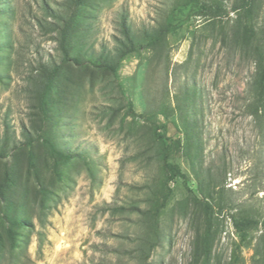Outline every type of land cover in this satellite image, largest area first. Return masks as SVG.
<instances>
[{
    "label": "rangeland",
    "instance_id": "1",
    "mask_svg": "<svg viewBox=\"0 0 264 264\" xmlns=\"http://www.w3.org/2000/svg\"><path fill=\"white\" fill-rule=\"evenodd\" d=\"M228 7L232 0H220ZM264 32V0H255ZM175 0H0V233L28 219L3 264H193L202 211L199 187L222 175L220 224L211 264H257L264 218V120L247 115L253 63L227 42L230 17L207 20ZM171 20L153 46L145 34ZM142 48L120 61L117 77L97 65L116 59L121 23ZM66 26L67 59L60 30ZM60 64L42 127L36 108L38 69ZM196 124L191 169L180 122ZM181 110V111H180ZM173 111V112H171ZM182 113V114H183ZM179 139L180 174L154 225L143 211L163 190L160 130ZM38 137V138H37ZM36 139L30 147L26 139ZM72 156L54 154L47 145ZM201 182V183H200ZM48 197L38 207L37 188ZM221 197V196H220ZM251 208L258 227L235 229L236 209ZM218 209V207H217ZM154 246L150 248V243ZM144 249V252H142ZM255 262V263H254ZM263 262L260 258L258 264Z\"/></svg>",
    "mask_w": 264,
    "mask_h": 264
},
{
    "label": "trees",
    "instance_id": "2",
    "mask_svg": "<svg viewBox=\"0 0 264 264\" xmlns=\"http://www.w3.org/2000/svg\"><path fill=\"white\" fill-rule=\"evenodd\" d=\"M79 3L80 0H75ZM255 0H232L230 5L226 7L220 0H175L173 5L174 10L188 9L190 15L198 16L203 15L207 20L228 18L230 17L229 30L227 35V42L232 50L238 52L239 58L249 59L253 63L254 71L249 83V96L244 104V110L247 115H250L254 120H264V32L257 26ZM172 22L169 19L165 26H162L154 33L145 34V45H155L162 36H166L172 27ZM121 38L117 40L116 47V59L110 61L108 58H101L97 65L109 72L114 77H117V70L124 58L128 55L140 50L143 43H138L131 36L129 28L122 21L121 23ZM67 31L66 26H63L60 30L59 46L62 51L61 62H65L68 53V47L66 46ZM38 80L35 88L36 108L41 122L42 129L47 119V104L48 95L52 89L53 83L60 71L59 63H52L50 65H43L38 69ZM181 111V110H180ZM173 112V111H171ZM184 108L180 113V122L183 125L185 131V151L183 156L189 158V149H193L194 154L191 156V169L195 171L194 157L197 155L198 143L194 140V134L196 130V124L194 120L187 118ZM183 113V114H182ZM155 130H160L158 138L163 142V150L160 152L161 170L163 172L162 187L163 190L157 198V202L146 211L144 214L154 223H157V218L160 211L166 206L170 197L172 196L171 182L180 174V167L178 164L172 162L173 154L175 152V143H179V139L173 138L167 130L166 124L152 123ZM38 138V137H37ZM36 138V139H37ZM26 139L25 145L30 147L34 140ZM47 145L50 150L61 158L68 159L72 155L59 151L53 147V145L47 141ZM0 156L2 154L0 153ZM203 179V175L201 176ZM201 183V182H200ZM224 179L222 175H215L210 180L205 182L203 186L199 187L200 198L195 199L196 205L202 211V221L200 229L196 230L194 235L193 246V264H211V249L213 242L216 238L218 231L220 230V224L217 220V210L220 212L222 208L232 205L222 199V191L224 188ZM38 196V207L44 208V202L48 197V192L44 187H39L36 190ZM221 196V197H220ZM218 207V209H217ZM233 225L235 229H240L244 232L247 229H255L258 227L259 220L251 208H239L235 210L232 215ZM28 219L14 218L9 220V226L5 231V236L0 233V264L2 258L5 257L6 252L9 256L14 255L13 251L19 246L18 230L24 228ZM262 230L255 243V253L258 255L256 263L258 264L260 258L263 260L260 264H264V218L261 222ZM154 242L150 243V248L154 246ZM144 252V249H142ZM148 252H144L143 259L139 264H147ZM255 263V262H254Z\"/></svg>",
    "mask_w": 264,
    "mask_h": 264
}]
</instances>
